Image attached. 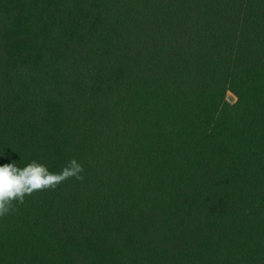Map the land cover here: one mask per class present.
<instances>
[{
  "label": "trees",
  "instance_id": "16d2710c",
  "mask_svg": "<svg viewBox=\"0 0 264 264\" xmlns=\"http://www.w3.org/2000/svg\"><path fill=\"white\" fill-rule=\"evenodd\" d=\"M0 155V264H264V0H0Z\"/></svg>",
  "mask_w": 264,
  "mask_h": 264
},
{
  "label": "clouds",
  "instance_id": "9594fccd",
  "mask_svg": "<svg viewBox=\"0 0 264 264\" xmlns=\"http://www.w3.org/2000/svg\"><path fill=\"white\" fill-rule=\"evenodd\" d=\"M83 171V166L75 158L70 159L59 172L50 171L36 160L23 167L18 166L15 160L0 165V218L9 215L16 204H23L25 197L35 191L55 190L71 178L83 180Z\"/></svg>",
  "mask_w": 264,
  "mask_h": 264
},
{
  "label": "rangeland",
  "instance_id": "374dc122",
  "mask_svg": "<svg viewBox=\"0 0 264 264\" xmlns=\"http://www.w3.org/2000/svg\"><path fill=\"white\" fill-rule=\"evenodd\" d=\"M227 100L230 104H234L236 102V97L232 94V93H229L227 95Z\"/></svg>",
  "mask_w": 264,
  "mask_h": 264
}]
</instances>
